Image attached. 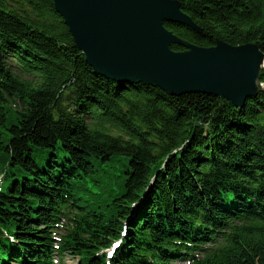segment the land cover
<instances>
[{
	"label": "trees",
	"instance_id": "16d2710c",
	"mask_svg": "<svg viewBox=\"0 0 264 264\" xmlns=\"http://www.w3.org/2000/svg\"><path fill=\"white\" fill-rule=\"evenodd\" d=\"M176 1L200 29L163 23L179 39L253 43L264 54V0ZM2 170L0 227L19 245L0 241V264L46 253L49 214L66 192L82 212L66 246L78 264H104L97 253L123 222L114 264H144L140 255L155 246L242 220L249 225L234 226L229 243L196 264H264V91L236 108L106 80L85 63L52 0H0Z\"/></svg>",
	"mask_w": 264,
	"mask_h": 264
},
{
	"label": "water",
	"instance_id": "95a60500",
	"mask_svg": "<svg viewBox=\"0 0 264 264\" xmlns=\"http://www.w3.org/2000/svg\"><path fill=\"white\" fill-rule=\"evenodd\" d=\"M76 49L101 77L158 88L168 96L207 94L236 108L262 90L264 54L253 43L209 48L183 41L163 22L200 29L176 0H52ZM171 45L182 51H173Z\"/></svg>",
	"mask_w": 264,
	"mask_h": 264
},
{
	"label": "rangeland",
	"instance_id": "374dc122",
	"mask_svg": "<svg viewBox=\"0 0 264 264\" xmlns=\"http://www.w3.org/2000/svg\"><path fill=\"white\" fill-rule=\"evenodd\" d=\"M9 64L11 65V69L14 72L18 71V68H17V66H15V61L13 59L9 60ZM64 264H76V261L66 257V260H64Z\"/></svg>",
	"mask_w": 264,
	"mask_h": 264
}]
</instances>
